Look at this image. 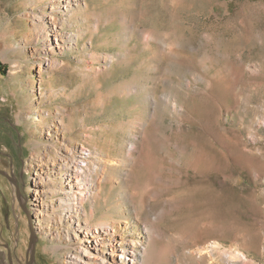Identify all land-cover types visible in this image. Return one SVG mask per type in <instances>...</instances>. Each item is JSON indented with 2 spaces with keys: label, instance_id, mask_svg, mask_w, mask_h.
Here are the masks:
<instances>
[{
  "label": "rangeland",
  "instance_id": "1",
  "mask_svg": "<svg viewBox=\"0 0 264 264\" xmlns=\"http://www.w3.org/2000/svg\"><path fill=\"white\" fill-rule=\"evenodd\" d=\"M64 5L0 0V264L76 243L34 215L54 144L90 157L79 217L131 264H264V0Z\"/></svg>",
  "mask_w": 264,
  "mask_h": 264
},
{
  "label": "bare ground",
  "instance_id": "2",
  "mask_svg": "<svg viewBox=\"0 0 264 264\" xmlns=\"http://www.w3.org/2000/svg\"><path fill=\"white\" fill-rule=\"evenodd\" d=\"M75 1L78 0H58V3L64 2V6L67 7ZM55 35V40L58 41L60 32L56 31ZM48 41L51 43V39ZM48 148H50L49 152L38 151V155L34 158V165L37 167L34 194L37 201L40 200L34 215L58 220L56 230L54 229L57 237L64 236L67 241L76 238V243L68 245L71 250L66 253L68 256L65 257L64 263H134L135 239L129 240L122 233H111L102 224L92 228L79 217L81 206H84V201L90 194L87 180L91 171L90 157L71 146L63 145L58 148L54 144ZM54 174H60L63 180L54 179ZM74 231L76 234H73ZM229 257L233 258V255L230 254Z\"/></svg>",
  "mask_w": 264,
  "mask_h": 264
},
{
  "label": "flooded vegetation",
  "instance_id": "3",
  "mask_svg": "<svg viewBox=\"0 0 264 264\" xmlns=\"http://www.w3.org/2000/svg\"><path fill=\"white\" fill-rule=\"evenodd\" d=\"M0 174L3 175V170L1 168H0ZM32 249H33V247H32ZM10 252H11V250H10ZM29 255H30V259L27 260L26 264H31V262H32L31 259L34 258V253L33 252L31 254H29Z\"/></svg>",
  "mask_w": 264,
  "mask_h": 264
},
{
  "label": "water",
  "instance_id": "4",
  "mask_svg": "<svg viewBox=\"0 0 264 264\" xmlns=\"http://www.w3.org/2000/svg\"><path fill=\"white\" fill-rule=\"evenodd\" d=\"M34 239V237H32V240Z\"/></svg>",
  "mask_w": 264,
  "mask_h": 264
}]
</instances>
